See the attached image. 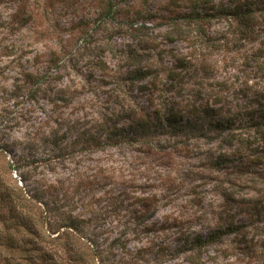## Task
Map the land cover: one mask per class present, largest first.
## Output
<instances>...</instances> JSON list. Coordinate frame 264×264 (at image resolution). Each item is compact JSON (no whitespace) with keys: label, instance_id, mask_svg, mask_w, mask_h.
I'll return each mask as SVG.
<instances>
[{"label":"rangeland","instance_id":"1","mask_svg":"<svg viewBox=\"0 0 264 264\" xmlns=\"http://www.w3.org/2000/svg\"><path fill=\"white\" fill-rule=\"evenodd\" d=\"M188 8V0H0V194L24 203L34 187L41 191L33 196L57 198L52 208L85 221L78 224L81 239L71 231L50 236L41 205L31 200L37 235L12 232L0 217V264H27L6 247V234L19 244L32 241L58 264H139L137 250L152 243L164 246L144 254L143 264H252L247 256L264 264V147L254 143L248 126L222 133L214 125L215 114L264 104V65L252 52L264 42V27L251 43L215 20L208 33L229 40L203 52L202 65L191 73L179 72L180 92L162 83L167 68L195 50L187 33L171 32ZM148 57L161 74L152 91L133 72ZM29 76L43 84L35 86ZM185 98L205 131L161 136L159 144L133 137L142 108L151 113ZM70 122L77 123L72 131ZM52 129L65 138L61 145L72 158L47 167L39 163L44 147L29 148L34 138L46 141ZM229 133L244 136L248 146L230 143ZM91 138L97 144L86 152L83 143ZM232 223L246 226V241L254 240L257 253L235 236L202 251L178 249L194 234L206 237Z\"/></svg>","mask_w":264,"mask_h":264},{"label":"trees","instance_id":"2","mask_svg":"<svg viewBox=\"0 0 264 264\" xmlns=\"http://www.w3.org/2000/svg\"><path fill=\"white\" fill-rule=\"evenodd\" d=\"M188 7L189 12L185 18L182 19L184 21L174 23L171 26V32L174 34L182 33V35L187 33L188 38L191 40V47L192 49L195 48V50H193V53L191 52L192 55L185 56L179 61L177 60V64L173 69L168 67L167 73L164 76V82L162 83L163 86H168L170 88L178 87V91L180 92L182 91V84L177 79V77L180 76L179 72L185 71L186 73H191L195 67H200L202 65V62L204 61L203 52L210 49L215 43H221V41L222 43H225L229 40V38H224V40L220 41V39H214V37L208 33V28L215 20L225 21L229 28H232V36L234 35L236 38L240 37L238 40H249L251 43L256 41V37L259 36L260 32H262V28L264 27V0H229L227 4L223 3L221 5H217L210 0H188ZM145 27L146 24H142L141 27H137L134 31L139 33ZM225 34L228 35L227 32H225ZM255 47L256 46L251 47V50L255 49ZM252 52L255 53V57L258 60L263 61L261 64L264 65V42L260 43L259 46ZM151 59L152 58L148 57L146 62H143L142 60L137 62V66L133 72L138 75L137 78L140 81H147L143 87H148L152 91L159 86L157 81L160 80L161 74H158V72L153 70L154 64ZM161 64L164 65L163 62H161ZM261 69L264 70V66L261 67ZM28 78L30 83H33L35 86L43 84V79L38 76H29ZM149 95L153 96L152 92H149ZM249 106L250 107L244 108L235 114L223 113L224 111L222 109L223 112L221 113V116L215 114L217 115V120L214 125L215 128L219 129L222 133L237 130L236 124L248 126L255 133L254 143H259L258 146L263 148L264 104L261 102L255 104L251 103ZM194 108L195 107L191 105L190 100L187 98L179 101L174 107L163 103L160 108L154 107L153 112L151 113L142 108L140 110L141 112L136 114L133 125L131 126L134 129L132 135L139 143L148 142V144H152L153 142H156V144H159V140L157 141V139L161 136L176 139L180 138L183 134L186 136L188 133L197 130L205 131V125L202 124L201 118H199V121L194 120V116L197 114V110L195 109L194 111ZM248 110L249 112H247ZM212 112H216V110H212ZM201 113L203 112H199V114ZM76 125V122H70L68 124L69 131H72ZM120 131V137L129 138L131 135L129 132L123 134L122 130ZM70 133L72 132H67V135ZM228 136L231 138L228 140L230 143L239 142V144L241 143L243 146H248L244 136L234 133H229ZM45 139L47 140H44V142L40 144L38 142L39 140L35 142L36 138H34V143L32 144L33 147L30 146L29 148L31 151H34L36 148L41 146L44 147L39 159V163L42 166L52 167L56 165L57 162L64 164V160L67 157L72 158L71 155L64 153L65 148L61 145V142L62 139L65 138H61L58 130L52 129L50 136ZM91 141V143H83L86 152H91V147H94V145L97 144L96 139L91 138ZM69 159L70 158H68V160ZM49 187L55 188L53 185H49ZM40 191L41 190L34 187L31 188L30 191H26L24 203L19 202L10 194H0V204L5 203L7 205L6 207H8L7 211L4 210V207L0 208V217L5 223L9 224V229H13L12 232H18L22 228L26 230L29 235H37L35 224H39L37 223L39 222L37 219L38 214H29L28 212L31 210V207L27 205V203L29 204L31 203V200L35 199V201H37L42 207L43 212L40 217L44 220L43 224H50L48 229L50 236L57 235L56 238L59 239L65 231H71L75 237L79 239H81L80 237L83 238L84 236L82 235L78 224L84 223L85 221L77 219L72 212H61L60 208H52L51 206H56V203L59 201L57 198L52 201H48L44 200L46 199V196L44 198L43 196L40 198L33 196L34 193H40ZM45 193L48 194L47 191H45ZM118 199L119 198L114 197L109 198L110 201H116ZM26 209L28 211H25ZM54 213L56 216H54ZM6 214L7 217L5 218ZM115 214L117 213L115 212ZM142 219L143 223H145L147 218L145 219L144 217ZM54 224L61 225L56 230H52V226H54ZM246 229L247 228L244 225L232 223L224 228L221 227L210 232L206 237L194 234L192 237L182 242V246L178 249H189L191 252L202 251L212 245L221 243V241L226 237L235 236L242 238V241L239 244L247 245L249 243V245H252V251L257 253V244H254V240L251 239L250 241H246L249 234ZM6 235V247L11 250V253L22 255L27 264H58L49 252L37 249L38 246L32 241L19 244V241H17L14 236H10L9 234ZM152 245L153 246L151 247H143L142 249L137 250V257L135 256V258L139 261V264L148 263L144 257L141 258L144 254L156 255L164 246L163 243H152ZM72 247V244L66 245V249H68L69 252H73ZM247 257L248 261L252 264L259 262V260L261 261L260 257ZM36 259L39 261H36ZM74 262H76V264H82L79 260H75Z\"/></svg>","mask_w":264,"mask_h":264}]
</instances>
